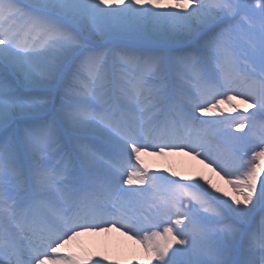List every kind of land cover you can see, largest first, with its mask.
<instances>
[{
    "label": "snow or ice",
    "instance_id": "1",
    "mask_svg": "<svg viewBox=\"0 0 264 264\" xmlns=\"http://www.w3.org/2000/svg\"><path fill=\"white\" fill-rule=\"evenodd\" d=\"M262 177L264 0H0V264H264Z\"/></svg>",
    "mask_w": 264,
    "mask_h": 264
},
{
    "label": "bare ground",
    "instance_id": "2",
    "mask_svg": "<svg viewBox=\"0 0 264 264\" xmlns=\"http://www.w3.org/2000/svg\"><path fill=\"white\" fill-rule=\"evenodd\" d=\"M171 157L172 158L170 159V161H167L166 159H163L162 157H154V156H145L144 159L151 168H160L162 171L164 169L170 168L180 173L181 175L206 174V178H212L214 183H216L218 186L222 187L223 189L228 190V185L223 180H221L219 177H215L214 174H212L210 170L204 169L203 166L199 165L197 161H193L190 157L185 156V155H180V154L172 155ZM188 160H192L194 166L193 165L191 166ZM107 235L111 237L112 241H118V239H122V240L125 239L127 241V238L121 237L118 233H110V234H102L103 239L95 240V242L85 241L84 246L92 248L94 255L96 256L107 254L113 259H121V260H126L129 257H134L137 259L139 258V255L137 254L138 247L135 245L132 246L133 244H131L130 241H127L128 242L127 245H122L121 243V245L116 247L112 252L111 251L102 252L103 241L104 243L108 241L106 238ZM71 248H72V251H75L73 247Z\"/></svg>",
    "mask_w": 264,
    "mask_h": 264
},
{
    "label": "rangeland",
    "instance_id": "3",
    "mask_svg": "<svg viewBox=\"0 0 264 264\" xmlns=\"http://www.w3.org/2000/svg\"><path fill=\"white\" fill-rule=\"evenodd\" d=\"M162 158L163 159H166L167 161H170V159L172 157L169 156V157H162ZM188 162L191 164V166L192 165L194 166L192 160H188ZM152 169L153 170H161L160 168H152ZM262 179H264V177H262ZM106 238H107L108 241H106V239H105L106 243H104V241H103L102 252H106V251H108V252L111 251L112 252L116 247H118L119 245H121V243H122V245H127L128 244V242H127L128 240L126 241L125 239L124 240L118 239V241H112L111 240V237L108 236V235H107ZM98 239H103V236L102 235L100 237L99 236H84V237H81L80 238V241L79 242L74 243L71 247H73V249L77 253H83V252L87 251V252H90V253H92L94 255V252H93L92 248L85 247L84 246V243H85V241H94L95 242V240H98ZM131 244H133V242H131ZM132 246H134V244ZM137 247H139V246H137ZM94 256H96V255H94ZM153 264H155V262H153Z\"/></svg>",
    "mask_w": 264,
    "mask_h": 264
}]
</instances>
